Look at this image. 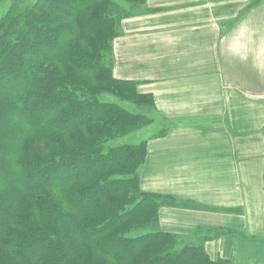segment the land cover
Returning <instances> with one entry per match:
<instances>
[{
    "label": "trees",
    "instance_id": "obj_1",
    "mask_svg": "<svg viewBox=\"0 0 264 264\" xmlns=\"http://www.w3.org/2000/svg\"><path fill=\"white\" fill-rule=\"evenodd\" d=\"M117 1L145 4L13 0L0 21V264H230L161 230L147 140L108 146L146 126L120 102L154 109L114 77Z\"/></svg>",
    "mask_w": 264,
    "mask_h": 264
},
{
    "label": "crops",
    "instance_id": "obj_2",
    "mask_svg": "<svg viewBox=\"0 0 264 264\" xmlns=\"http://www.w3.org/2000/svg\"><path fill=\"white\" fill-rule=\"evenodd\" d=\"M128 10L113 74L152 97L162 120L140 173L142 192L174 200L160 210L161 230L213 261L264 264V77L220 44L242 21L264 36V0H145Z\"/></svg>",
    "mask_w": 264,
    "mask_h": 264
},
{
    "label": "clouds",
    "instance_id": "obj_3",
    "mask_svg": "<svg viewBox=\"0 0 264 264\" xmlns=\"http://www.w3.org/2000/svg\"><path fill=\"white\" fill-rule=\"evenodd\" d=\"M220 44L230 61L247 65L258 78L264 77V36L252 23L242 21L220 37Z\"/></svg>",
    "mask_w": 264,
    "mask_h": 264
},
{
    "label": "rangeland",
    "instance_id": "obj_4",
    "mask_svg": "<svg viewBox=\"0 0 264 264\" xmlns=\"http://www.w3.org/2000/svg\"><path fill=\"white\" fill-rule=\"evenodd\" d=\"M26 2H30L32 0H25ZM13 0H0V21L5 16V14L8 12L9 8L12 5ZM119 4V5H117ZM131 5V4H130ZM119 6V7H117ZM114 10L118 11H127L128 5L125 2H116L115 5L112 6ZM138 7V6H135ZM129 12H133L134 10L132 8H129ZM103 101L106 102H118L117 98L112 97L111 95H106L102 98ZM120 104L127 110L134 112L135 114L142 115L144 119V128L140 130H136L129 134L127 137H123L118 140H114L111 142L108 146H117L121 144H141L144 141H148L150 139H155L158 135H160L162 132V120L160 116L154 111L152 106L149 105H143V106H137L131 102H120ZM161 210V209H160ZM160 213V211H159ZM150 231L149 228L147 229H140L137 232H134L135 235L137 234H143L148 233ZM166 233V232H164ZM183 246L181 245L179 249H181Z\"/></svg>",
    "mask_w": 264,
    "mask_h": 264
}]
</instances>
